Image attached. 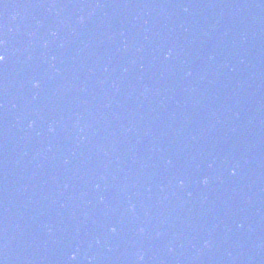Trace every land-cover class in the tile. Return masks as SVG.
<instances>
[{
	"label": "water",
	"instance_id": "95a60500",
	"mask_svg": "<svg viewBox=\"0 0 264 264\" xmlns=\"http://www.w3.org/2000/svg\"><path fill=\"white\" fill-rule=\"evenodd\" d=\"M0 264H264V0H0Z\"/></svg>",
	"mask_w": 264,
	"mask_h": 264
},
{
	"label": "snow or ice",
	"instance_id": "6c2138e0",
	"mask_svg": "<svg viewBox=\"0 0 264 264\" xmlns=\"http://www.w3.org/2000/svg\"><path fill=\"white\" fill-rule=\"evenodd\" d=\"M4 57L3 56H0V61H3Z\"/></svg>",
	"mask_w": 264,
	"mask_h": 264
}]
</instances>
